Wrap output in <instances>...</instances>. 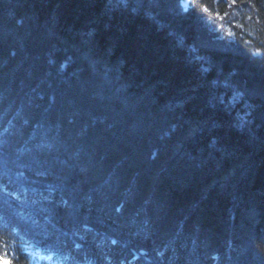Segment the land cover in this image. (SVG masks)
Instances as JSON below:
<instances>
[{
  "label": "trees",
  "instance_id": "trees-1",
  "mask_svg": "<svg viewBox=\"0 0 264 264\" xmlns=\"http://www.w3.org/2000/svg\"><path fill=\"white\" fill-rule=\"evenodd\" d=\"M13 240L264 264V0H0V257Z\"/></svg>",
  "mask_w": 264,
  "mask_h": 264
},
{
  "label": "rangeland",
  "instance_id": "rangeland-1",
  "mask_svg": "<svg viewBox=\"0 0 264 264\" xmlns=\"http://www.w3.org/2000/svg\"><path fill=\"white\" fill-rule=\"evenodd\" d=\"M1 264H9V262L7 263L6 261H0Z\"/></svg>",
  "mask_w": 264,
  "mask_h": 264
}]
</instances>
